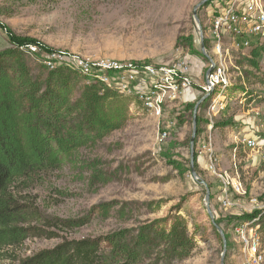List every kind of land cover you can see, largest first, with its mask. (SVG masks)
Segmentation results:
<instances>
[{"label":"rangeland","instance_id":"obj_1","mask_svg":"<svg viewBox=\"0 0 264 264\" xmlns=\"http://www.w3.org/2000/svg\"><path fill=\"white\" fill-rule=\"evenodd\" d=\"M201 1L0 0V52L16 49L23 41L30 43L23 48L29 56L43 60L55 53H69L155 64L190 55L201 71L192 83L194 91L167 107L161 117L129 108L124 128L81 149V159L99 160V168L113 175L108 183H96L91 172L71 164L16 182L13 191L18 200L37 211L38 219L22 225L31 233L29 237L1 249L0 264L66 239L135 229L170 213L187 219L195 250L185 258L157 254L143 264H239L233 226L244 221V215L260 210L264 202V57L256 68L251 55L232 53L227 104L211 117V97L206 101L202 93L208 57L200 46V32L206 29V9L198 7ZM178 37H192L194 48L177 46ZM29 58L33 60L32 55ZM195 114L200 119L194 141L196 177L191 172ZM221 121L229 124L214 127ZM167 124L169 134L163 138ZM245 140H255L258 146L249 147ZM209 141L218 158V172L233 174L236 164L246 191L244 195L230 191L232 205L228 208L221 201V178L208 169L202 152ZM104 203H111L108 214L92 212ZM82 218L87 223L80 227L54 225L57 219Z\"/></svg>","mask_w":264,"mask_h":264},{"label":"trees","instance_id":"obj_2","mask_svg":"<svg viewBox=\"0 0 264 264\" xmlns=\"http://www.w3.org/2000/svg\"><path fill=\"white\" fill-rule=\"evenodd\" d=\"M28 44L21 41L16 49L0 52V251L29 237L22 225L38 219L37 211L18 200L16 182L71 164L91 172L96 183H108L113 175L99 168L101 162L83 160L79 153L124 128L129 119L128 98L98 83H82L84 77L64 65L50 69L35 54L31 60L23 50ZM177 46L194 48L193 38L178 37ZM262 55L253 49L251 65L258 68ZM199 122L198 118V130ZM228 124L221 121L214 127ZM110 206L100 204L92 212L108 214ZM243 218H258L264 232V210ZM85 220L57 219L54 225L74 228ZM195 248L187 219L170 213L135 229L66 239L10 264H143L157 254L185 258Z\"/></svg>","mask_w":264,"mask_h":264},{"label":"built area","instance_id":"obj_3","mask_svg":"<svg viewBox=\"0 0 264 264\" xmlns=\"http://www.w3.org/2000/svg\"><path fill=\"white\" fill-rule=\"evenodd\" d=\"M206 9L204 55L208 57V70L203 85L206 101L210 98L209 114L215 116L227 104L231 75L229 60L232 53L250 56L253 49H260L264 57V0H211ZM201 46V40H200ZM46 65L54 69L64 65L84 77V83H98L115 91L130 101V109H139L161 117L170 105L184 101L194 91L193 81L201 71L196 69V59L187 55L171 63H149L115 58L91 59L69 53H55L45 59ZM136 99L132 102L131 99ZM170 122V126H171ZM169 124L164 127L162 137L169 134ZM212 124L208 125L211 130ZM249 147L258 146L255 140L244 141ZM239 143L234 147L237 155ZM208 169L222 181L221 199L226 208L232 205L230 191L237 195L246 193L239 173H221L217 170L218 158L212 142L203 145ZM201 152V153H202ZM260 210H264V202ZM234 242L238 246L239 264H264V235L258 218L236 223L232 229Z\"/></svg>","mask_w":264,"mask_h":264},{"label":"water","instance_id":"obj_4","mask_svg":"<svg viewBox=\"0 0 264 264\" xmlns=\"http://www.w3.org/2000/svg\"><path fill=\"white\" fill-rule=\"evenodd\" d=\"M209 1H211V0H203V1H201L200 2V4L198 5V7H201V6H203V5H206ZM200 40H201V49H202V51H203V53H204V38H203V35H202V32H200ZM211 71V69H209L208 70V73ZM206 97H204L203 99H205ZM198 106H196V109H195V112L197 113V110H198ZM194 126H195V129H194V134H193V137H192V139H191V144H192V156H191V172H192V175L194 176V177H196L197 176V174H196V171H195V148H194V141H195V135H196V133H197V116H196V114H195V116H194ZM202 183H204L203 181H202ZM208 196H209V192H208ZM209 213H210V215H211V211L209 210ZM225 246H226V244H225ZM222 264H224V261L222 262Z\"/></svg>","mask_w":264,"mask_h":264}]
</instances>
